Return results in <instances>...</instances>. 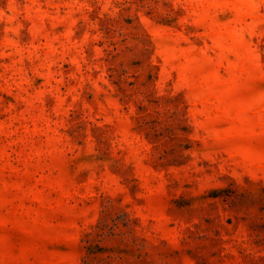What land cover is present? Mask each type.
Here are the masks:
<instances>
[{"label": "rangeland", "instance_id": "rangeland-1", "mask_svg": "<svg viewBox=\"0 0 264 264\" xmlns=\"http://www.w3.org/2000/svg\"><path fill=\"white\" fill-rule=\"evenodd\" d=\"M0 264H264V0H0Z\"/></svg>", "mask_w": 264, "mask_h": 264}]
</instances>
